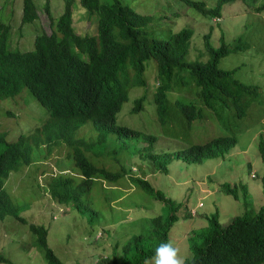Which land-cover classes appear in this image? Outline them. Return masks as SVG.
I'll list each match as a JSON object with an SVG mask.
<instances>
[{
	"label": "trees",
	"instance_id": "trees-1",
	"mask_svg": "<svg viewBox=\"0 0 264 264\" xmlns=\"http://www.w3.org/2000/svg\"><path fill=\"white\" fill-rule=\"evenodd\" d=\"M178 1L208 19H220L224 5L246 0H217L214 8H207L204 2ZM63 2V13L57 19L52 18L46 4L44 11L50 19L51 33L39 32L33 50L29 52L10 46L12 27L0 19V100L14 98L25 88L49 114L42 125L30 134H21L13 142H5L6 135L0 131V143L3 144L0 152V222L6 216H13L26 224L5 187L9 177L13 173L19 175L21 168H27V174L30 173L33 146L42 151V160L53 156V148L66 147L73 167L57 175L50 174L48 192L57 205H73L80 212H84L80 197L93 180L116 182L125 176L121 169L111 172L97 165L103 157L98 147L105 145L107 135L143 138L145 149L151 151L154 136L116 123V115L127 101L129 91L134 87L147 90L144 72L149 60L156 64L153 106L156 120L162 125L172 118L181 121L182 114L188 123L211 117L215 124L231 128L237 121L245 122L250 110L252 116L261 106L258 87L242 83L235 78L234 71L217 67L219 61L231 52L247 49L242 37L231 46L221 38L218 49L206 43L208 59L205 62L198 59L188 61L193 36L191 29L184 28L167 39H153L149 35V25L155 21L154 16L141 15L122 0H110L109 3L79 0L80 6L91 16L89 19L97 17V35L80 36L72 26L74 0ZM256 10L257 13L263 12L264 2ZM37 19L34 0H23L18 31L24 24L34 23ZM209 36H204V42ZM184 89L191 95L188 102L180 101L178 96L174 101L169 99L173 92ZM145 99L146 96H141L135 100L132 114L140 112ZM87 122L103 134L97 142L77 134ZM236 143L235 135L217 136L204 144L195 143L175 152L149 153L148 156L150 162L165 173L168 164L175 159L186 164H202L223 157ZM258 148L264 160L262 136ZM129 180L161 202L165 207L164 214L151 218L149 233L131 238L122 246L123 255L114 257L109 264H144L160 243L169 240V230L179 220L175 214L182 208L181 204L154 189L147 180L131 175ZM219 189L236 201L243 200L246 206L249 191L245 185L223 183ZM262 192L263 204L256 212L246 210L224 227L219 222L218 210L211 214L207 218L208 233L201 243L189 247L193 256L186 259V264H264V177ZM190 211L185 210V216H192ZM89 213L95 214L93 210ZM28 227L37 237L36 244L46 264H63L48 247L47 229L35 224ZM0 262L14 264L2 255Z\"/></svg>",
	"mask_w": 264,
	"mask_h": 264
},
{
	"label": "rangeland",
	"instance_id": "rangeland-1",
	"mask_svg": "<svg viewBox=\"0 0 264 264\" xmlns=\"http://www.w3.org/2000/svg\"><path fill=\"white\" fill-rule=\"evenodd\" d=\"M122 1L141 15L155 17V21L149 25L150 38L163 40L184 28L191 29L193 36L188 61L198 59L205 62L208 59L206 43L218 49L221 38L226 45L231 46L237 38L242 37L247 49L231 52L219 61L217 67L234 71L236 79L258 87L261 93L258 102L261 106L252 116L250 110L245 122L237 121L231 128L215 124L211 117L188 123L182 114L181 121L172 118L162 125L156 120L153 106V94L157 86L156 64L153 60L147 61L144 72L147 90L134 87L129 91L127 101L116 115V123L154 136L151 151L145 149L143 138L107 135L105 145L98 147L103 154L101 163L91 161L111 172L121 169L125 176L116 182L93 180L80 197V205L84 209V212H80L73 205H57L48 192L50 174L57 175L73 167L66 147L60 145L53 148V156L42 160V151L39 152L33 146L30 173L27 174V168H21L19 175L14 176L13 173L9 177L5 187L19 209V216L26 221L23 224L13 216H6L0 222V255L14 264H46L36 244L37 237L29 230V224L47 229L48 247L63 264H109L114 257H121L122 246L134 236L147 235L151 230L150 219L163 215L165 208L161 202L135 186L129 180L130 175L147 180L166 198L181 204L182 208L175 214L179 220L172 224L168 237L180 247L186 259L193 256L189 247L201 243L207 235V218L215 211L218 210L219 222L224 227L235 216L242 215L246 210L256 212L263 204L264 160L258 145L260 136L264 142V11L257 13L256 9L264 0L224 5L220 19H208L178 0ZM193 1L204 2L207 8H214L217 2ZM22 2L0 0V19L12 27L10 46L21 52H29L33 50L34 39L39 32L51 33L50 19L44 11L46 4L49 5L52 18L57 19L63 13L64 3L63 0H34L37 21L24 24L18 31ZM101 2L109 3L110 0ZM72 12V26L76 34L97 35V17L89 19L91 16L80 6L79 0H74ZM208 34L210 36L204 42V36ZM141 96H146L142 109L132 114L134 102ZM176 96L182 102H188L187 98L191 97L184 89L173 92L169 99L174 101ZM48 118L47 110L25 88L14 98L0 100V131L6 135L5 142H13L21 134H30ZM77 134L95 142L103 135L89 122L80 127ZM227 135L236 136L235 147L223 157L209 159L202 164H186L175 159L168 164L167 172L161 173L149 160V153H171L191 144H204L214 137ZM2 150L3 144L0 143V152ZM223 183L245 185L249 191L246 206L243 200L236 201L220 191L219 187ZM91 210L95 214L91 215ZM185 210H191L192 216H185Z\"/></svg>",
	"mask_w": 264,
	"mask_h": 264
},
{
	"label": "clouds",
	"instance_id": "clouds-1",
	"mask_svg": "<svg viewBox=\"0 0 264 264\" xmlns=\"http://www.w3.org/2000/svg\"><path fill=\"white\" fill-rule=\"evenodd\" d=\"M144 264H186V258L180 247L174 241L168 240L160 243L154 254L145 259Z\"/></svg>",
	"mask_w": 264,
	"mask_h": 264
}]
</instances>
